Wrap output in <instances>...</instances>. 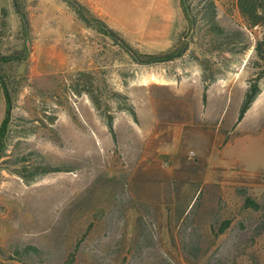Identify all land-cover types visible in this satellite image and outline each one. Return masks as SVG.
<instances>
[{"label":"rangeland","instance_id":"obj_1","mask_svg":"<svg viewBox=\"0 0 264 264\" xmlns=\"http://www.w3.org/2000/svg\"><path fill=\"white\" fill-rule=\"evenodd\" d=\"M17 1L25 17L0 0V58L16 55L0 67L13 102L0 264H25L8 257L28 246V264H264V80L239 121L262 27L216 0L220 25L245 34L222 65L182 0H87L142 54L190 42L175 61L141 65L65 0ZM201 63L208 79L224 71L206 85ZM47 166L61 171L17 174Z\"/></svg>","mask_w":264,"mask_h":264},{"label":"trees","instance_id":"obj_2","mask_svg":"<svg viewBox=\"0 0 264 264\" xmlns=\"http://www.w3.org/2000/svg\"><path fill=\"white\" fill-rule=\"evenodd\" d=\"M65 2L68 3L74 9L75 13L77 14V17L83 23L88 26H94L100 31L111 35L116 41H119V43L122 44V46L126 49L127 53L130 55L132 60L137 64L154 65L160 63H168L181 58L184 52L189 51L190 42L186 41L182 46H180V48L176 47L175 49H172L168 52L160 54H142L132 48L128 43L123 41L118 36V34L111 30L104 20L96 16L94 11L83 1L65 0ZM235 2L237 10L240 12L241 16L244 18V20L250 27L254 28L260 26L263 29L262 38L257 42L255 47L257 59L255 62L256 74L254 78L249 80V86L245 92L243 103L240 108L239 121H241L249 110V108L251 107V105L261 94L263 89L261 83L264 80V0H235ZM14 6L18 10V13H20L23 17L24 13L20 9L17 0H14ZM182 6L189 23V30L191 31V33H195V31H197V27H199L200 30L205 31L204 33L211 37L209 42H211V45L213 46V49L209 50L208 52H210L211 55H216L217 53L218 55L223 56V61H221V64L226 65V60H228L226 53H229L231 55H236L238 53L237 47L240 45L241 42H243V37L245 35L244 32L235 29L229 30L220 25L217 15L216 0H199L196 4H193V0H182ZM199 18H201L200 21L198 20ZM24 22L26 23L25 18ZM194 39V36H191L190 40L193 41ZM197 45L201 49L207 51L206 48H204L205 45L203 43L199 42V44ZM248 49V46H243L241 48V51L244 52ZM190 55L192 56V58L200 61L194 52H191ZM15 57L16 55L11 56V58ZM7 58L11 59L10 57ZM7 58H0V67L1 63L4 62L3 59L8 62ZM201 66L203 69L204 80H206V85H209L210 82L216 80L218 75L223 73L224 71V69L221 68L218 73L213 74L212 72L211 76L213 78L208 79L206 70L207 66L202 63ZM0 85L3 89L5 99V116L0 124V163H7V159H9L10 157L9 147L10 143L12 142L10 140V123L12 120L13 102L12 94L8 89L5 78L1 74ZM127 110L132 115H135L133 106H129ZM107 125L110 128V131L114 132V118L112 116L107 119ZM22 159L23 163H25L27 158L24 157ZM59 169L60 168L47 166L44 167L43 170L37 169V174L35 173L29 175L28 170L26 168H23L22 170H18L17 174L27 182H30L44 173L61 171ZM249 203H251V205L256 206L254 202ZM32 252L38 253V250L34 247L28 246L23 248L22 250L14 251V256H9L8 259L18 260L22 263L28 264L27 262H24V259L25 257H28Z\"/></svg>","mask_w":264,"mask_h":264},{"label":"crops","instance_id":"obj_3","mask_svg":"<svg viewBox=\"0 0 264 264\" xmlns=\"http://www.w3.org/2000/svg\"><path fill=\"white\" fill-rule=\"evenodd\" d=\"M83 2L86 3V5H88L94 12L102 15L103 13L101 11H99L95 6H93L92 4H90L87 0H81Z\"/></svg>","mask_w":264,"mask_h":264}]
</instances>
